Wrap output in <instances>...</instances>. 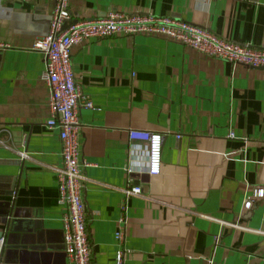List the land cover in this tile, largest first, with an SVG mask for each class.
<instances>
[{
    "label": "crops",
    "instance_id": "obj_1",
    "mask_svg": "<svg viewBox=\"0 0 264 264\" xmlns=\"http://www.w3.org/2000/svg\"><path fill=\"white\" fill-rule=\"evenodd\" d=\"M50 12L46 0H0V43L8 46L0 49V202L9 203L0 208V264H65L53 173L60 142L44 127L43 57L32 50ZM108 12L264 44V0H69L72 22ZM70 67L93 106L77 110L91 264H114L117 247L123 264H264V69L147 35L81 42L70 50ZM128 130L161 135L157 175L145 173V144L129 142ZM136 185L141 193L124 199L122 190Z\"/></svg>",
    "mask_w": 264,
    "mask_h": 264
},
{
    "label": "built area",
    "instance_id": "obj_2",
    "mask_svg": "<svg viewBox=\"0 0 264 264\" xmlns=\"http://www.w3.org/2000/svg\"><path fill=\"white\" fill-rule=\"evenodd\" d=\"M46 1L51 3L48 32L44 37L34 41L32 50L38 51L43 57L41 80L48 91V118L44 122V127L57 130L60 142L61 165L59 168H54L53 173L57 203L64 208L61 219L63 254L65 264H91L81 199L82 177L78 165L77 110L92 109L93 106L73 79L70 67L71 48L86 40L113 36H160L215 60L245 68L264 69V44L254 48L247 44L229 42L213 35L205 28L150 14L108 12L102 18L72 22L69 0ZM7 47L6 44L0 43V49ZM2 131L7 134L6 130ZM127 139L129 142L145 144V173L149 176L157 175L160 170L161 135L141 130H128ZM0 144L3 143L0 141ZM17 154L20 160L27 158L24 152ZM129 172L127 170V173ZM122 193L125 199L139 195L141 189L138 185L127 186ZM262 196V189L254 191L255 198ZM242 207L249 209L251 200L246 198ZM121 223L122 221L118 220V224ZM231 227L237 228L235 225ZM114 241L121 246L122 230L114 233ZM3 245V239L0 238V255ZM123 255L122 247H117L114 264H123Z\"/></svg>",
    "mask_w": 264,
    "mask_h": 264
},
{
    "label": "water",
    "instance_id": "obj_3",
    "mask_svg": "<svg viewBox=\"0 0 264 264\" xmlns=\"http://www.w3.org/2000/svg\"><path fill=\"white\" fill-rule=\"evenodd\" d=\"M5 180L3 178H0V182H4ZM7 181V180H6ZM7 208L9 207V203L8 202H0V208ZM5 215H3V211L0 209V224H4L6 222V218L4 217ZM3 233L0 231V238L3 239L2 237ZM4 241V240H3ZM4 243V242H3Z\"/></svg>",
    "mask_w": 264,
    "mask_h": 264
}]
</instances>
